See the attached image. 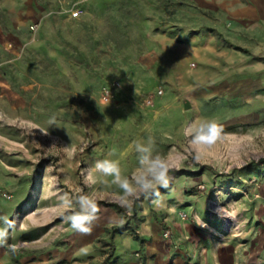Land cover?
I'll return each mask as SVG.
<instances>
[{"label":"rangeland","instance_id":"obj_1","mask_svg":"<svg viewBox=\"0 0 264 264\" xmlns=\"http://www.w3.org/2000/svg\"><path fill=\"white\" fill-rule=\"evenodd\" d=\"M202 119L224 134L195 160ZM149 137L174 166L165 206L128 214L90 170L130 175ZM78 192L100 207L90 234L57 207ZM0 215L27 242L0 264H264V0H0Z\"/></svg>","mask_w":264,"mask_h":264},{"label":"clouds","instance_id":"obj_2","mask_svg":"<svg viewBox=\"0 0 264 264\" xmlns=\"http://www.w3.org/2000/svg\"><path fill=\"white\" fill-rule=\"evenodd\" d=\"M49 128L57 127L56 117L48 121ZM184 135L188 142L197 146L193 150V158H201L200 148H212L223 138L224 130L221 124L214 119H202L188 122L184 126ZM47 134L48 132H43ZM132 147L137 153L138 166L130 175L122 174L120 162L113 159L98 160L91 171L99 173L107 179L104 183L115 185L120 191L115 196L114 202L126 209L131 214L135 203L141 198L150 199L152 204L161 208L165 206V197L160 192L161 188L168 189L172 180L171 172L174 166L168 162L165 154L155 150V142L149 137L147 141L135 140ZM91 179V174L87 177ZM61 216L70 228L81 234H90L94 223L98 220L100 207L92 193L78 192L74 195L64 193L59 196ZM123 223V221H121ZM195 223L200 227H207L202 218ZM18 227L17 221L7 215H0V247H7L12 254H17L27 246V242L19 241L9 244L11 233Z\"/></svg>","mask_w":264,"mask_h":264},{"label":"crops","instance_id":"obj_3","mask_svg":"<svg viewBox=\"0 0 264 264\" xmlns=\"http://www.w3.org/2000/svg\"><path fill=\"white\" fill-rule=\"evenodd\" d=\"M158 242L159 243L157 245L152 246V247L153 248H157V249L160 247V250H161L162 253L166 252L164 250V247L165 246H163L162 243L160 244V241H158ZM159 244H160V246H159ZM161 257L162 258H160V259L159 258L158 259L156 258V259L152 260L150 264H164V261H165V259H167L168 256H165V254H162ZM185 258H186L185 255H183V254H177L174 257V259L171 262V264H186ZM196 261H199L200 263H202V262L205 261V263H207V264H219L220 263V259L218 257H216V256H213V255H204V257L201 256V260H197V258H196Z\"/></svg>","mask_w":264,"mask_h":264},{"label":"built area","instance_id":"obj_4","mask_svg":"<svg viewBox=\"0 0 264 264\" xmlns=\"http://www.w3.org/2000/svg\"><path fill=\"white\" fill-rule=\"evenodd\" d=\"M80 13H81V11H80L79 9H77V10H75V11L73 12V15H74V16H78V15H80ZM160 91H162V90H160Z\"/></svg>","mask_w":264,"mask_h":264}]
</instances>
